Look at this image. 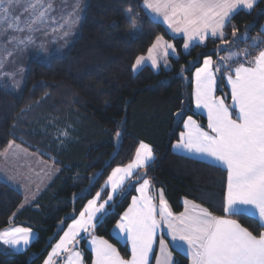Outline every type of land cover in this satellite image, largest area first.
<instances>
[{
    "label": "trees",
    "instance_id": "16d2710c",
    "mask_svg": "<svg viewBox=\"0 0 264 264\" xmlns=\"http://www.w3.org/2000/svg\"><path fill=\"white\" fill-rule=\"evenodd\" d=\"M141 4L142 0H89L80 35L63 57L53 58L50 65L31 63L21 96L0 84V157L14 141L58 169L35 204L22 209L23 194L0 179V231L22 225L37 233L25 251L0 252V264H44L110 172L134 160L140 142L149 144L155 156L144 173L153 188L164 191L174 213L182 212L183 200L189 199L224 215L227 171L173 151L188 116L206 121L194 113V72L206 55L217 58L221 42L210 38L186 52L184 39L171 36ZM128 9L141 28L137 36L126 18ZM263 25L264 0L251 11L236 13L224 30L225 38L233 41L227 50L257 35L264 40ZM233 26L239 39L232 36ZM157 36L175 45L171 69L156 72L145 66L135 73L136 58L147 55ZM253 50L255 55L259 49ZM65 131L67 136L62 135ZM141 182L135 179V186L116 199L94 230L125 258L130 256L127 246L111 231ZM232 218L254 234L264 230L248 214ZM80 248L85 264H92L85 238ZM172 254L175 264L190 263L185 254L174 249Z\"/></svg>",
    "mask_w": 264,
    "mask_h": 264
},
{
    "label": "snow or ice",
    "instance_id": "6c2138e0",
    "mask_svg": "<svg viewBox=\"0 0 264 264\" xmlns=\"http://www.w3.org/2000/svg\"><path fill=\"white\" fill-rule=\"evenodd\" d=\"M258 0H142L141 6L153 18L162 19L174 34H182L183 48L187 51L193 43L203 44L211 38H218L220 45L215 50L218 61L206 55L202 66L195 72V106L204 109L207 115V129L188 116L180 133L175 149L207 157L227 171V194L224 201V215H215L194 202L185 201L183 212L174 213L163 190L149 194L151 181L144 172L155 156L149 144L140 142L135 159L126 166L114 168L108 176L104 188H109L107 198L101 202V191L89 199L87 205L74 218L68 230L52 248L44 264H84V259L76 245L81 233L91 236L89 241L94 259L92 264H149L153 257V246L159 234V255L154 256L155 264H173L172 252L163 239L165 234L172 241L182 242L191 264H264V232L253 234L233 216L255 214L264 227V40L252 39V47L259 49L255 55L248 49L228 51L219 56L232 44L225 38V26L231 24L233 14L240 8L252 10ZM24 5L28 13L21 21L12 12ZM76 3L73 12L60 18L51 15L54 11L52 0H0V35L11 30L27 35H13L9 40L17 46L35 43L34 34L49 26V22L59 28L75 24L79 16ZM128 23L136 28L131 9L126 13ZM52 31H56L53 27ZM264 31V29H262ZM67 35V31L64 32ZM232 36L237 37L233 26ZM247 39V32L244 34ZM175 55V45L163 36H157L147 50V55L136 58L133 71L150 63L159 67L161 60L167 66V57ZM11 53H9L10 55ZM243 57V60H240ZM2 67V65H0ZM217 74L226 76L231 86V107L224 98L217 97ZM5 87H8L5 84ZM235 113V116H234ZM180 115V113H177ZM67 132L62 135L67 136ZM121 133L116 132V137ZM14 141L9 143L12 148ZM18 147V146H17ZM138 196L132 197L131 205L123 212L116 224L117 234H123L131 245V257L126 259L119 250L102 237L93 235L99 218L107 215V207L114 194L125 191V183L135 186ZM188 205H191L190 207ZM163 226V227H162ZM33 238L31 228L9 227L0 231V242L12 248L27 246Z\"/></svg>",
    "mask_w": 264,
    "mask_h": 264
},
{
    "label": "rangeland",
    "instance_id": "374dc122",
    "mask_svg": "<svg viewBox=\"0 0 264 264\" xmlns=\"http://www.w3.org/2000/svg\"><path fill=\"white\" fill-rule=\"evenodd\" d=\"M88 2L89 0H52L54 11L51 13V15L56 18L57 22H61L60 18L62 16L64 17L69 16L73 12V8L76 3H79V10L76 11L75 13L77 16H79V20L75 24L66 25L65 28L63 29L59 28L57 24H53L52 22H49L48 27H46L45 29L41 31H37L34 34L35 43L17 46L15 42L9 40L10 36H13V35L23 36V35H27L28 34L27 32L16 33V32H12L11 30H8V31H5L3 35H0V65H2V67H0L1 86L4 89L14 93L16 96H21L25 88L26 79H27V75H28V71L30 69L31 63L41 62L46 65H50L53 58L63 57L80 35V30H81V26L84 20ZM23 7L24 5H21L20 7L16 8L12 12V15L18 16L21 21L25 20L28 16V13L23 11ZM53 27L56 28V31H52ZM262 29H264V25L262 26ZM65 31H67V35H64ZM140 31H141V28L136 23V28H134L132 32L133 36H137L140 33ZM257 37H259L262 40V38L259 35L254 36L253 38H257ZM252 39L250 43H247L246 45H243V46L240 45L238 47L234 46L231 49L225 51L224 53L219 54V56L228 55V51H238V50H243V49H248L252 53V55H254L253 54L254 50L252 47ZM169 51H170V54L167 57V61H168L167 66L163 63V60H161L159 67H153L151 66L150 63H146L145 66L151 67L156 72H158L161 68H165L167 70L171 69L170 57L175 56L177 52L175 55H173L171 54V50ZM9 53L11 54L9 55ZM212 59L214 61L219 62L218 57L217 58L212 57ZM240 60L242 61L243 57H240ZM145 66H143L142 68H144ZM201 66L202 64L199 67ZM142 68L135 71V73L140 71ZM195 72H194V91H195ZM5 84H7L8 87H5ZM215 95L217 97L224 98L225 103L231 107V104H232L231 86L227 83L226 76L222 74H217ZM194 113L196 115H199L205 118L206 121H204L201 118H196L192 116V118L196 120L201 125V127H203L205 130H208L206 111L204 109L196 108L195 97H194ZM234 116H235V113H234ZM186 120L187 118L185 119V121ZM183 131H185L184 126H183ZM15 146H18V148L22 150L21 152H25V151L31 152L15 144L13 145L12 148L8 147L2 153L0 157V179L4 180L9 185H11L13 188L17 189L19 192L23 194L24 201L21 206V209H22L25 207H30L33 204H35L40 194L44 191L43 190L40 193L39 190L45 186L47 187L50 185L55 175L57 174L58 169L56 171V174H54L53 171H46V172H41L37 174L36 165H37V162H39L38 161L39 157L35 155L32 158L27 155L16 154ZM173 151L175 152V151H181V150L173 148ZM189 154L192 155L193 157H197V154H192V153H189ZM135 179L136 178L133 177V182L135 181ZM106 180L102 183V185L98 189L95 190V192L89 199H92L95 196V193L98 191H101V189H103L101 193V202L107 198V194L110 192V189L104 188ZM94 184H95V181L92 179L91 186H93ZM130 188L131 186L129 185L128 182H126L125 191L119 195L114 194L113 201L110 202L108 206H106L107 214L110 212V206L111 207L114 206L116 199L126 194ZM105 216L106 215L102 216V218H99L98 222L103 220Z\"/></svg>",
    "mask_w": 264,
    "mask_h": 264
},
{
    "label": "crops",
    "instance_id": "0c3cea01",
    "mask_svg": "<svg viewBox=\"0 0 264 264\" xmlns=\"http://www.w3.org/2000/svg\"><path fill=\"white\" fill-rule=\"evenodd\" d=\"M259 1L260 0H258V2H257V4L259 3ZM256 4V5H257ZM145 10V9H144ZM240 11H251V10H248V9H244V8H240V9H238L234 14H233V16L236 14V13H238V12H240ZM145 12L148 14V12L145 10ZM149 15V14H148ZM232 16V17H233ZM149 17H151L150 15H149ZM152 18V17H151ZM153 19V18H152ZM154 21H157V22H159V23H161L162 25H164V27L167 29V31L169 32V34L171 35V36H173V37H175V38H183V35L182 34H174V33H172L171 32V30H169L168 29V27H167V25L165 24V23H163V21H162V19H156V20H154ZM225 30V29H224ZM211 38V37H210ZM209 38V39H210ZM184 39V38H183ZM214 39H218V38H214ZM207 41V40H206ZM205 41V42H206ZM204 42V43H205ZM203 43V44H204ZM195 45H200V44H198V43H196V42H194L193 43V46H195ZM192 46V47H193ZM192 47H190L189 49H191ZM189 49L187 50V51H189ZM185 50V49H184ZM186 51V50H185ZM186 51V52H187ZM173 148H174V145H173ZM14 150V149H13ZM22 150L20 149V148H18L17 146H15V152H16V154H22V155H27V156H30V157H32L33 158V156H35L36 154H32L31 152H27V151H25V152H21ZM176 153H178V154H182V155H185V156H188V157H191V158H194V159H198V160H201V161H205V162H208V163H211V164H214V165H217V164H215L214 162H212L211 160H209L207 157H201V156H199V155H197V157H193L192 155H190L189 153H186V152H184V151H175ZM9 156V155H8ZM19 156H21V155H19ZM36 156H38V155H36ZM39 157V156H38ZM29 159V158H28ZM36 159V158H35ZM38 161L39 162H37V174H39V173H41V172H46V171H53L54 172V174H56V171H57V169L55 168V166H53L52 164H50V163H47V162H44V161H42L40 158H38ZM217 166H219V167H222L223 168V166H220V165H217ZM223 169H225V168H223ZM144 170L145 169H142V170H139V171H141V172H144ZM226 170V169H225ZM135 177V176H134ZM151 181V180H150ZM142 183V182H141ZM140 184V183H139ZM139 184L137 185V187L136 188H138L139 187ZM152 184V183H151ZM46 188V186L45 187H43L42 189H40L39 190V192L41 193L44 189ZM159 190H161V189H155V188H153V185H152V188L149 190V194H152V195H155V193L156 192H158ZM227 194V193H226ZM139 195V193L136 191V194L134 195V196H138ZM163 195H164V198L167 200V197H166V195H165V193H164V191H163ZM185 201H190V202H194V201H191V200H189V199H184L183 200V211H184V209H185ZM131 202H132V199H131V201H130V204H129V206L131 205ZM167 202H168V200H167ZM195 203V202H194ZM168 204H169V202H168ZM195 204H197V203H195ZM197 205H199V204H197ZM128 206V207H129ZM169 206H170V204H169ZM189 207L191 206V205H188ZM201 206V205H200ZM127 207V208H128ZM203 207V206H202ZM170 208H171V206H170ZM205 208V207H204ZM127 210V209H126ZM125 210V211H126ZM171 210H172V208H171ZM173 211V210H172ZM182 211V212H183ZM178 214V213H177ZM123 215V214H122ZM121 215V216H122ZM248 215H250V216H253L254 218H256L258 221H259V218L255 215V214H248ZM232 218V217H231ZM233 219V218H232ZM118 222H119V220H118ZM117 222V223H118ZM116 223V224H117ZM259 223L261 224V222L259 221ZM116 224H115V226L113 227V229H112V235H113V237L115 238V239H117L121 244H123L124 246H127V248H128V250H129V252H130V256L128 257V258H126V259H130V257H131V245H130V243H128L127 241H126V239H125V237H124V235L123 234H117V230H116ZM11 227H25V228H31V227H28V226H22V225H20V226H11ZM163 227V226H162ZM9 228V227H8ZM264 228V227H263ZM7 229V228H6ZM32 229V228H31ZM5 230V229H4ZM67 230H68V228H67ZM66 230V231H67ZM164 231H165V234H164V236H163V239L167 242V245H168V248H169V250L172 252V249H174V250H176V251H179V252H181V253H183V254H185L188 258H189V261H190V264H191V260H190V257H189V255L187 254V252H186V246H182V242H180V241H172V239H171V237L170 236H168L167 234H166V232H167V230H166V228L164 229ZM32 232H33V238H32V240H31V242L29 243V245H27V246H24V245H21V246H19V247H17V248H12V247H10V246H8V245H4L2 242H0V252H5V253H8V252H23V251H25L30 245H31V243L36 239V237H37V233H36V231L34 230V229H32ZM262 232H264V230L262 231ZM254 234V233H253ZM93 235L94 236H97V235H95L94 234V232H93ZM63 236V235H62ZM98 237V236H97ZM83 238H85L86 239V247H87V249L89 250V251H91V253H92V255H93V259H94V254H93V252H92V249H91V245H90V243H89V241H90V239H91V236H89V235H87V234H85V233H81V235H80V237H78L77 238V240H78V244L76 245V248H77V250H79L80 252H81V254H82V256H83V253H82V250H81V248H80V242H81V240L83 239ZM103 239H105V238H103ZM105 240H107V239H105ZM159 240H160V235L158 234L157 235V237H156V244H154V246H153V257L152 258H150V261H149V264H155V259H154V256H156V255H159ZM108 241V240H107ZM59 242V240L57 241V243ZM109 243H111L110 241H108ZM111 244H113V243H111ZM56 245V244H55ZM54 245V246H55ZM114 245V244H113ZM53 246V247H54ZM115 246V245H114ZM52 247V248H53ZM116 247V246H115ZM117 248V247H116ZM118 249V248H117ZM119 250V249H118ZM51 251H52V249H51ZM50 251V252H51ZM120 252V251H119ZM120 254H121V256H123V254L120 252ZM124 257V256H123ZM172 257H173V264H175V259H174V256H173V254H172ZM125 258V257H124ZM83 259H84V256H83ZM93 261V260H92ZM57 264H62V258H61V260H59L58 262H57ZM84 264H85V262H84Z\"/></svg>",
    "mask_w": 264,
    "mask_h": 264
}]
</instances>
